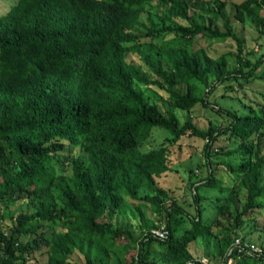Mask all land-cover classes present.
<instances>
[{
	"label": "trees",
	"instance_id": "trees-1",
	"mask_svg": "<svg viewBox=\"0 0 264 264\" xmlns=\"http://www.w3.org/2000/svg\"><path fill=\"white\" fill-rule=\"evenodd\" d=\"M152 1L10 0L0 14V204L26 201L14 217L0 210V264H34L30 256L43 247V264H73L75 251L84 264H193L189 244L197 239L222 264L264 263L231 250L236 238L244 240L239 231L253 233L264 222V52L253 62L243 57V39L225 11L232 0H207L214 6L206 9L202 0H157L165 11L158 20L147 17V28L142 16ZM188 2L212 15L207 25L189 15ZM234 5V18L249 17L264 34V0ZM175 18L189 24H165ZM218 19L223 30L215 28ZM169 31L177 37L157 46L141 40ZM196 34L231 38L236 49L212 56L192 48ZM130 53L154 77L128 60ZM231 79L240 87L241 80L258 81L262 89L240 110L211 104L208 96ZM198 104L223 122L206 130L189 117L180 123L175 110ZM153 127L170 135L144 150ZM183 137L205 142L194 213L157 181L171 170L168 147ZM219 165L229 176L217 173ZM206 188L215 189L214 198ZM148 209L163 216L164 239L152 235L159 226ZM127 212L143 232L138 239L118 220Z\"/></svg>",
	"mask_w": 264,
	"mask_h": 264
},
{
	"label": "rangeland",
	"instance_id": "rangeland-1",
	"mask_svg": "<svg viewBox=\"0 0 264 264\" xmlns=\"http://www.w3.org/2000/svg\"><path fill=\"white\" fill-rule=\"evenodd\" d=\"M242 0H232L230 1L226 8V14L230 18V23L235 31V33L243 39L242 45V55L243 57L249 59L251 62L255 61L264 52V34L256 27L249 17H246L244 20L240 21L234 18L235 5ZM14 3V2H13ZM12 3V4H13ZM204 5V8H210L214 6L212 2H207V0H202L200 2ZM188 13L190 16L194 17L199 23L207 25L208 17L212 16L210 13H207L200 9V6H192L188 2ZM10 6V0H0V14L4 13ZM149 13H145L142 16V21L145 22L147 28L151 27V24L148 22L147 17L152 16V19L158 20V15L163 14L165 7L158 6L157 0L152 1L151 5L148 6ZM151 12V13H150ZM261 13L264 14V11ZM177 24L188 25V21L175 18L174 21H168L165 19V24L169 26H175ZM215 28L223 30V21L218 19L215 21ZM161 37V38H160ZM174 31H169L167 33L154 37L153 35L142 36L141 40L145 45H154L157 46L160 44V40H169L176 38ZM188 38H190L188 36ZM192 40V48L204 47L208 53L212 56L218 55L227 51H235L236 41L231 38H228L225 41L209 39L203 35L196 34L194 37L190 38ZM190 40V41H191ZM128 60L133 61L139 65L147 74L151 77L154 75L150 72L146 64H144L136 54H128ZM248 69L247 66H244V70ZM243 82V86L240 87L237 84V81L231 79L229 81L218 84V86L213 90L208 96V100L211 104H216L222 108H231V109H241L243 102L249 101L251 99L257 98L256 91L262 89V84L258 81H246ZM141 90L145 88L143 86L138 87ZM146 95L151 96V101H156L155 92L153 90H147ZM179 118L180 123H183L186 118H191L192 121L201 129L206 130L208 128L209 122H212L215 125H220L223 122V119L218 115L214 110L209 108H204L200 104L196 105L190 112L185 110H175ZM170 135L169 131L160 127H153L151 136L142 144L144 150L158 147L159 145L165 144L166 139ZM170 137V136H169ZM224 135L217 137L214 141V147H219L225 144ZM204 145L205 142L196 137H183L174 145L168 147V164L171 170L160 177L157 178L159 185L169 192V195L174 200L178 201L184 206V208L190 212L194 213V203L192 198L193 182L202 177L206 173V168L204 166L205 154H204ZM79 150L77 148L72 149V154H77ZM213 159H217L218 156H213ZM221 166L217 168V173L220 176L226 177L229 176L226 170L220 171ZM211 189V188H210ZM204 189L202 193H205L208 197L214 198L215 189ZM212 191V192H211ZM132 204H136L137 201L128 199ZM210 205V204H209ZM0 210L5 219H8V214H11L13 217L17 214L24 212L26 210V201L18 200L11 201L6 207L0 204ZM147 215L153 218L158 226H165V221L162 215H157L152 213L149 209L147 210ZM127 219L120 217L118 220L123 226H129L128 228L132 231L135 238H140L143 232H141L138 227V221L135 220L129 212L126 213ZM185 221L184 218L179 220L180 224ZM6 222V220L4 221ZM264 222L258 221V229L255 228V232L246 233L245 230L239 231V235H244V240L253 243L254 245L261 246L264 248V226L261 224ZM215 241L210 243L207 246L208 250L211 252L215 248ZM210 246V247H209ZM205 245L201 239H197L194 242L189 244V251L193 255V261L198 262L202 257L206 258L210 264H222L223 262L218 257H212L204 252ZM134 255V253H133ZM47 253L46 248L43 247L40 250L34 252L31 256V263L34 264H43L46 261ZM212 258V259H211ZM219 259V260H218ZM70 261L73 264H84V258L77 251L71 254ZM259 264V263H257ZM264 264V263H263Z\"/></svg>",
	"mask_w": 264,
	"mask_h": 264
},
{
	"label": "built area",
	"instance_id": "built-area-1",
	"mask_svg": "<svg viewBox=\"0 0 264 264\" xmlns=\"http://www.w3.org/2000/svg\"><path fill=\"white\" fill-rule=\"evenodd\" d=\"M264 9V8H263ZM152 235L159 239H164L167 236V230L165 229L164 225L159 226L158 228L152 229ZM232 249H235V253H249L255 255L256 257L263 256L264 257V248L261 246L254 245L249 241H245L240 239L239 237L234 240L232 243ZM193 264H210V262L202 257L198 262L192 261Z\"/></svg>",
	"mask_w": 264,
	"mask_h": 264
}]
</instances>
